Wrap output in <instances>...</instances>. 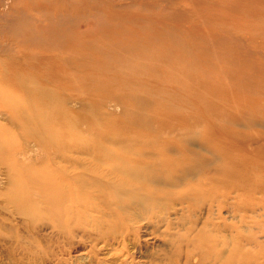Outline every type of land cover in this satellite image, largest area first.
<instances>
[{"label":"bare ground","instance_id":"1","mask_svg":"<svg viewBox=\"0 0 264 264\" xmlns=\"http://www.w3.org/2000/svg\"><path fill=\"white\" fill-rule=\"evenodd\" d=\"M0 261L264 264V0H0Z\"/></svg>","mask_w":264,"mask_h":264},{"label":"rangeland","instance_id":"2","mask_svg":"<svg viewBox=\"0 0 264 264\" xmlns=\"http://www.w3.org/2000/svg\"><path fill=\"white\" fill-rule=\"evenodd\" d=\"M0 264H5V262L4 261H0Z\"/></svg>","mask_w":264,"mask_h":264}]
</instances>
